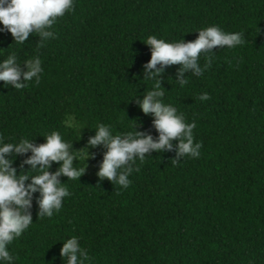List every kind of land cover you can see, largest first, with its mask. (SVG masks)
I'll return each instance as SVG.
<instances>
[{"label": "trees", "instance_id": "1", "mask_svg": "<svg viewBox=\"0 0 264 264\" xmlns=\"http://www.w3.org/2000/svg\"><path fill=\"white\" fill-rule=\"evenodd\" d=\"M212 25L241 32L243 43L202 53L201 67L212 57L202 76L192 69L181 76L179 63H158L161 72L150 76L156 69L145 68L147 37L194 41ZM51 31L43 46L35 32L20 44L0 24V63L15 54L25 71L39 56L43 67L40 82L23 89L0 81V136L38 146L58 131L70 153L86 152L73 160L84 172L58 177L70 194L51 217L40 218L41 193L31 194L22 211L33 223L8 245L15 264H67L62 239L71 236L90 264H264V0H74ZM181 79L188 81L183 87ZM157 81L165 92L158 99L195 122L200 156L177 157V139L170 150L129 161L139 171L127 189L101 179L108 149L89 143L97 125L122 138L139 132L158 139L154 114L140 107ZM204 93L210 99L200 100ZM68 114L79 127H65ZM31 155L6 154L17 176L30 174L26 185L40 174V165L25 163Z\"/></svg>", "mask_w": 264, "mask_h": 264}, {"label": "clouds", "instance_id": "2", "mask_svg": "<svg viewBox=\"0 0 264 264\" xmlns=\"http://www.w3.org/2000/svg\"><path fill=\"white\" fill-rule=\"evenodd\" d=\"M74 0H0V24L3 30L10 32L15 42L23 44L33 32L39 34L43 42L54 38L51 31L52 25L58 17L73 8ZM199 35L194 41L175 42L166 41L152 35L144 41L151 46V60L146 64V70L156 69L158 63L170 65L179 63L182 65L180 75L189 69L194 70L195 76H202L206 68L210 67L212 57L206 56V64L201 67L199 57L202 53H213L212 50L220 48H235L243 43L241 32H226L219 26L212 25L198 30ZM27 70L22 71L17 65V57L10 54L0 63V81L5 86L11 85L15 89H23L27 82H40L43 72L42 60L39 56L26 61ZM161 69L150 72L151 77L158 76ZM186 79L180 80L183 87ZM165 92L160 88L159 82L155 84V90L149 91L140 101V107L144 113L154 114V124L159 132V138L153 139L151 135L139 132H131L126 137L114 135L110 125L99 123L96 135L89 143L93 146L101 143L107 147L104 160L100 166L98 175L101 179L107 178L113 184L127 189L131 183L129 177L133 168L129 161L135 164L145 160V154L155 150L162 152L173 148V141L179 140L177 145V157L189 156L198 158L202 144L194 142L193 130L195 122L187 123L184 115L172 104H167L158 97H163ZM200 100H208L210 96L204 93ZM65 127L77 128L79 123L76 117L68 114L64 121ZM70 144L66 142L60 132L52 131L46 135V142L34 145L28 138H21L19 142L4 143L0 136V264H15L14 257L10 254L8 245L29 228L33 223L30 214L22 210L31 204V194L37 190L41 193L39 200L41 212L40 218L51 217L58 212L65 197L69 196V190L58 180L61 175H66L69 180L79 178L84 168L73 166V160L79 156H85L86 152L79 153L69 151ZM15 150L16 153H26L31 150L32 155L25 161L33 168L40 165V174L32 176L31 183L25 184L29 175L17 176L12 161L6 154ZM62 161L59 170L51 173L48 169L51 162ZM179 163V159H173ZM15 205L16 207H13ZM63 247L61 255L66 258L67 264H90L89 253L80 245L79 238L71 236L62 239Z\"/></svg>", "mask_w": 264, "mask_h": 264}, {"label": "rangeland", "instance_id": "3", "mask_svg": "<svg viewBox=\"0 0 264 264\" xmlns=\"http://www.w3.org/2000/svg\"><path fill=\"white\" fill-rule=\"evenodd\" d=\"M85 171H86L87 173H89V174H92V173H93V168H92L90 165H88V166L86 167Z\"/></svg>", "mask_w": 264, "mask_h": 264}]
</instances>
